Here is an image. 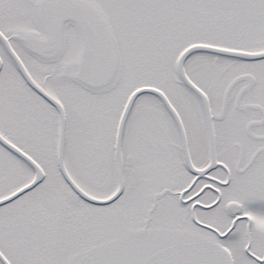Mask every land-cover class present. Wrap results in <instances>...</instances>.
Returning <instances> with one entry per match:
<instances>
[{
	"label": "snow or ice",
	"instance_id": "1",
	"mask_svg": "<svg viewBox=\"0 0 264 264\" xmlns=\"http://www.w3.org/2000/svg\"><path fill=\"white\" fill-rule=\"evenodd\" d=\"M0 264H264V0H0Z\"/></svg>",
	"mask_w": 264,
	"mask_h": 264
}]
</instances>
